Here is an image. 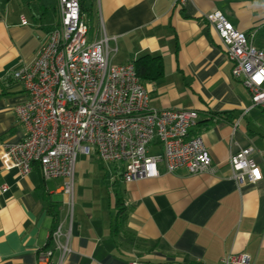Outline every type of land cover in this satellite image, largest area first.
I'll list each match as a JSON object with an SVG mask.
<instances>
[{
  "label": "crops",
  "instance_id": "obj_1",
  "mask_svg": "<svg viewBox=\"0 0 264 264\" xmlns=\"http://www.w3.org/2000/svg\"><path fill=\"white\" fill-rule=\"evenodd\" d=\"M177 2L87 0L89 29L92 39H113V66L145 55L160 59L162 76L141 81L149 108L196 111L198 124L190 136L202 138L215 172L192 176L181 168L167 174L159 163L158 177L124 184L113 166L109 187L94 150L78 153L70 218L63 180H44L36 167L22 178L0 159V264H38V253L52 249L49 237L59 225L70 233L64 264H221L229 254L264 264V110L253 107L248 90L233 79L217 34L205 20L220 12L262 49L264 0ZM39 9L47 13L41 0H0V144L26 136L14 107L27 95L7 75L34 61L53 25ZM248 147L262 179L238 188L228 162ZM159 153L157 146L149 149ZM58 257L54 251L52 262Z\"/></svg>",
  "mask_w": 264,
  "mask_h": 264
},
{
  "label": "built area",
  "instance_id": "obj_2",
  "mask_svg": "<svg viewBox=\"0 0 264 264\" xmlns=\"http://www.w3.org/2000/svg\"><path fill=\"white\" fill-rule=\"evenodd\" d=\"M186 0H178L184 4ZM57 20L48 29L34 61L7 78L20 82L27 99L14 107L26 136L15 144H0V159L26 178L36 167L44 180L61 179L72 218L74 166L78 153L118 169L124 184L158 177L184 168L189 175L213 174L215 168L200 136H190L198 124L193 110L149 108L148 92L134 64L113 66L112 38L89 40V28L79 0H56ZM231 64V75L248 90L253 107L264 110V48L238 31L220 12L205 16ZM157 146L159 154H149ZM252 147L229 158L230 178L238 188L255 184L262 172L251 157ZM51 250L38 253V264H64L71 253L70 233L57 226ZM59 257L52 262L53 252ZM131 264H178L134 261ZM201 264V263H198ZM221 264H251L249 256L229 254Z\"/></svg>",
  "mask_w": 264,
  "mask_h": 264
},
{
  "label": "trees",
  "instance_id": "obj_3",
  "mask_svg": "<svg viewBox=\"0 0 264 264\" xmlns=\"http://www.w3.org/2000/svg\"><path fill=\"white\" fill-rule=\"evenodd\" d=\"M81 13L85 16V22L89 28L90 10L87 8V0H79ZM90 31V29H89ZM136 74L140 81L156 80L162 76V64L158 57L145 55L133 62ZM55 229V228H54ZM49 243L50 237H49Z\"/></svg>",
  "mask_w": 264,
  "mask_h": 264
},
{
  "label": "rangeland",
  "instance_id": "obj_4",
  "mask_svg": "<svg viewBox=\"0 0 264 264\" xmlns=\"http://www.w3.org/2000/svg\"><path fill=\"white\" fill-rule=\"evenodd\" d=\"M17 2L19 1V0H16ZM20 1H22V0H20ZM14 3H16V2H13V4ZM41 3L45 6V8L47 9V13L45 14L43 11H41V9H39V14H42V15H44V17H45V19H44V21L46 22V23H55L56 22V20H57V16H56V14L53 12V8L55 7V5H56V0H41ZM35 6H40V5H35ZM32 6H29L28 8H31ZM34 9V8H33ZM37 11V10H36ZM26 12V13H25ZM24 13L26 14V15H28V13H29V10L27 9V10H25L24 11ZM92 35H93V30H90L89 31V40L90 39H92ZM259 37H262L263 39H264V31L263 32H261L260 34H259ZM258 37V38H259ZM102 165H104V166H102ZM96 166H98L99 168H101L102 169V167H104L103 168V170L102 171H106L107 173H108V176L104 179L105 180V183L107 184V185H109V187H110V185H111V182H113V178H111L112 177V174L114 173V171H113V165H110V164H103V163H99V162H96ZM103 175H104V172L102 173V175H101V177L98 179V180H100V181H102L103 180ZM97 177H99L98 176V174H97ZM73 201H74V199H73ZM73 206H74V203H72V211H73ZM69 212H70V208H69Z\"/></svg>",
  "mask_w": 264,
  "mask_h": 264
}]
</instances>
